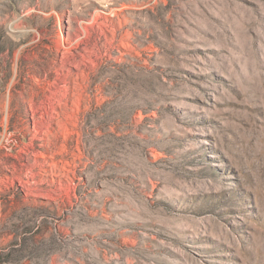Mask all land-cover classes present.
I'll use <instances>...</instances> for the list:
<instances>
[{"label":"rangeland","instance_id":"rangeland-1","mask_svg":"<svg viewBox=\"0 0 264 264\" xmlns=\"http://www.w3.org/2000/svg\"><path fill=\"white\" fill-rule=\"evenodd\" d=\"M0 264H264V0H0Z\"/></svg>","mask_w":264,"mask_h":264}]
</instances>
